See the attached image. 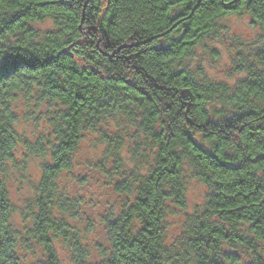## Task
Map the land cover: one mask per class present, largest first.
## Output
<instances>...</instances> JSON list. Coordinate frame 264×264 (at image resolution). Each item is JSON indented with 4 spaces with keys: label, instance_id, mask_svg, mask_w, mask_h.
I'll return each instance as SVG.
<instances>
[{
    "label": "trees",
    "instance_id": "16d2710c",
    "mask_svg": "<svg viewBox=\"0 0 264 264\" xmlns=\"http://www.w3.org/2000/svg\"><path fill=\"white\" fill-rule=\"evenodd\" d=\"M242 13L259 29L230 70L244 75L208 79L198 47L216 56L207 42ZM90 137L104 148L76 175ZM32 155L18 207L8 163ZM92 169L122 196L97 222L60 184ZM190 178L205 198L171 236ZM60 240L73 264H264V0H0V264H61Z\"/></svg>",
    "mask_w": 264,
    "mask_h": 264
},
{
    "label": "rangeland",
    "instance_id": "374dc122",
    "mask_svg": "<svg viewBox=\"0 0 264 264\" xmlns=\"http://www.w3.org/2000/svg\"><path fill=\"white\" fill-rule=\"evenodd\" d=\"M49 25L50 21H45L40 26L48 27ZM221 25L224 29L220 33V36L207 42V46L214 48L217 55L212 56V54L204 50V48L198 47L194 65L198 64L208 79L233 85L237 79L244 75L235 72L231 73L230 71L237 58V54L238 52L249 53L251 51V48L257 43L256 40L259 29L251 23L247 13L229 15L221 20ZM18 130L29 138H33L34 129L31 123L21 121L18 125ZM104 145V143L95 140L93 137L81 142L78 154H76L75 157L76 167L73 171L74 174L85 175L87 160L91 162L95 160L100 155ZM125 153L124 151L123 154ZM126 155L129 156L128 154ZM43 162L44 160L42 157L32 155L25 165L23 164V167L20 166L22 168L12 166L11 163H8L6 175L7 187L12 201L18 207H22L24 200L32 196V185L37 182L40 177L41 165ZM88 174L87 182L68 184V180L64 179L67 178V172H65L62 175L64 178L61 179L60 184L62 185V183H65L70 193L83 198L81 207L86 208L90 213L89 217L94 218V221L97 222L96 213L103 212L110 208L116 209L119 207L118 205L122 200V196L112 187H104L105 179L99 171L92 169ZM186 190L187 203L185 210L180 211L179 215L169 217L171 222V236L175 235L177 227L179 226L178 221L182 220L185 212L193 211L196 206L204 201L207 188L196 179L190 178L187 181ZM14 217L15 219H19V214L15 213ZM175 220L177 222L176 226L173 225ZM69 223L79 231L85 233L83 224L74 220H69ZM98 226V223L95 224L94 229L86 233L87 239L97 240L96 236L100 237L101 229ZM87 243L91 245L94 251L92 240ZM55 247L61 264H73L70 260L69 249L63 245L61 240L56 241Z\"/></svg>",
    "mask_w": 264,
    "mask_h": 264
}]
</instances>
